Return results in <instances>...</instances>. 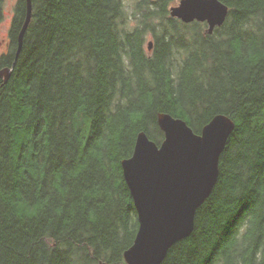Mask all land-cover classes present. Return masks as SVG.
Instances as JSON below:
<instances>
[{"label": "trees", "instance_id": "1", "mask_svg": "<svg viewBox=\"0 0 264 264\" xmlns=\"http://www.w3.org/2000/svg\"><path fill=\"white\" fill-rule=\"evenodd\" d=\"M177 1L33 0L0 88V264H126L139 219L122 161L141 131L162 142L160 112L197 133L219 113L236 123L162 264H264V0H221L212 34L171 17ZM26 12L16 0L0 68Z\"/></svg>", "mask_w": 264, "mask_h": 264}, {"label": "water", "instance_id": "2", "mask_svg": "<svg viewBox=\"0 0 264 264\" xmlns=\"http://www.w3.org/2000/svg\"><path fill=\"white\" fill-rule=\"evenodd\" d=\"M26 4L16 58L12 67L0 68V88L13 73L32 18L33 0ZM169 11L184 23L206 22L212 34L225 23L229 7L221 0H179ZM158 125L164 132L162 142L141 131L133 154L122 161L139 219L135 240L124 252L126 264H162L170 248L192 234L197 210L214 190L221 155L236 127L224 113L214 115L200 133L185 119L167 112L158 114Z\"/></svg>", "mask_w": 264, "mask_h": 264}, {"label": "rangeland", "instance_id": "3", "mask_svg": "<svg viewBox=\"0 0 264 264\" xmlns=\"http://www.w3.org/2000/svg\"><path fill=\"white\" fill-rule=\"evenodd\" d=\"M179 0L176 2V4ZM16 0H6V16L4 20L0 23V40H2L0 44V50L3 51L6 49L7 42H8V31L11 25L13 10L15 6ZM149 40H147V44H149Z\"/></svg>", "mask_w": 264, "mask_h": 264}]
</instances>
